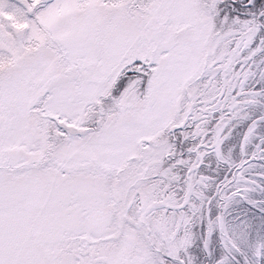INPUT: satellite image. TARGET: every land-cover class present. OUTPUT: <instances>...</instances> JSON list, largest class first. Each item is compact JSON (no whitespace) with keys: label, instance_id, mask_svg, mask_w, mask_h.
I'll return each instance as SVG.
<instances>
[{"label":"snow or ice","instance_id":"obj_1","mask_svg":"<svg viewBox=\"0 0 264 264\" xmlns=\"http://www.w3.org/2000/svg\"><path fill=\"white\" fill-rule=\"evenodd\" d=\"M0 264H264V0H0Z\"/></svg>","mask_w":264,"mask_h":264}]
</instances>
